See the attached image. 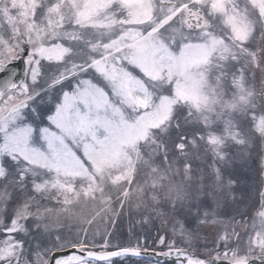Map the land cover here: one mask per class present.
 I'll return each instance as SVG.
<instances>
[{"label":"snow or ice","instance_id":"1","mask_svg":"<svg viewBox=\"0 0 264 264\" xmlns=\"http://www.w3.org/2000/svg\"><path fill=\"white\" fill-rule=\"evenodd\" d=\"M160 256L264 264V0H0V264Z\"/></svg>","mask_w":264,"mask_h":264},{"label":"trees","instance_id":"2","mask_svg":"<svg viewBox=\"0 0 264 264\" xmlns=\"http://www.w3.org/2000/svg\"><path fill=\"white\" fill-rule=\"evenodd\" d=\"M233 151H236L233 149ZM233 169L235 175L239 178V186L238 191L250 193L253 196L255 195V190L252 188L253 184H259V164L258 160L253 162L252 160H243V159H236ZM135 219H139L136 217ZM161 227V223L159 220H156L153 224L145 225L144 228L147 231H151L155 233L156 229ZM118 229V232H122V235L127 237L128 229H129V217L125 215L121 220H119L115 226V229ZM137 231L140 230V225H136ZM127 259H130L127 261ZM140 258H115V264H137V261ZM153 264H157L156 261H153ZM158 264H167V263H159ZM170 264V263H169Z\"/></svg>","mask_w":264,"mask_h":264},{"label":"rangeland","instance_id":"3","mask_svg":"<svg viewBox=\"0 0 264 264\" xmlns=\"http://www.w3.org/2000/svg\"><path fill=\"white\" fill-rule=\"evenodd\" d=\"M103 227H104L103 225H100V228H101V229H103ZM109 230H112V229L110 228ZM117 230H118V229L116 228L115 231H116V234H117L118 241H119L121 244H125V245H126V244H127L128 235H127V237H125V236L122 235V232L120 233V232H118L119 230H118V231H117ZM116 242H117V240H113V243H116ZM110 250H111V249H110ZM157 250L159 251V249H157ZM128 260H130V259H127V261H128ZM130 264H131V263H130Z\"/></svg>","mask_w":264,"mask_h":264},{"label":"water","instance_id":"4","mask_svg":"<svg viewBox=\"0 0 264 264\" xmlns=\"http://www.w3.org/2000/svg\"><path fill=\"white\" fill-rule=\"evenodd\" d=\"M154 260H157L159 262H162V263H165V262H169V263H175V258L172 257V258H169V257H163V256H160V257H155L153 258Z\"/></svg>","mask_w":264,"mask_h":264}]
</instances>
